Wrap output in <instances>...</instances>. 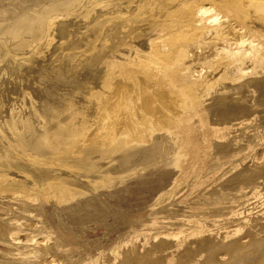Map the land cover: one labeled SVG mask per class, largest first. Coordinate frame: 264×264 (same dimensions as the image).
<instances>
[{"label": "bare ground", "instance_id": "bare-ground-1", "mask_svg": "<svg viewBox=\"0 0 264 264\" xmlns=\"http://www.w3.org/2000/svg\"><path fill=\"white\" fill-rule=\"evenodd\" d=\"M37 3H33L34 6L40 5ZM55 5L31 14L28 19L33 26L30 31V26L26 29L30 34L22 35L23 38L15 44L12 41L18 37H12L22 33V28L20 26V32L19 28L18 32H12L14 27L10 22L12 29L7 28L9 34H15L11 38L8 36L9 45L0 48V211L9 209L15 202L31 207L49 204L61 210L72 208L92 191L114 188L130 177L134 180L133 176L138 173H128L126 169L125 175L119 176V173L113 178L107 175L99 182L96 179L87 181L74 168L80 158L76 154L84 152V149L91 148L95 154L112 153L117 158L129 159L136 153L146 154L157 150L163 143L167 144V149H164L166 165L176 170L177 174L169 190L163 194L159 192L161 195L156 202L154 200L155 205L165 207L188 187L195 189L201 185L205 178L201 176V170L211 163L208 161L212 156L221 155L224 159L226 157L223 156H230L236 151L239 154L244 149L243 163L231 162L230 169L225 170L221 179L219 177L217 182L220 183L216 188L197 194L209 207L221 206L228 199L224 200L225 192L229 191H239L236 198L240 201L235 198L234 205L223 204V208L211 210V213L200 211L199 203L192 200L190 204L197 207L188 208L189 215L186 216L183 211V215L180 214L182 220L161 221L146 227V230L143 228L145 233L139 234L138 231L139 235L133 234L134 243L124 247L121 254L113 251L106 255L113 264H180L185 260L189 264H264V209L262 214L251 215L247 207L249 201H252L250 206L253 205V200L264 205V184L259 181L264 178V146L248 149L251 140L243 137V133H247L245 130L264 123V0H60ZM2 11L3 8L0 13L6 12ZM4 20H1L3 24ZM4 25L1 26L3 29L8 27ZM6 33L4 30L3 34ZM18 114L28 121L33 119V124L37 125L33 126L37 129L33 139L28 137L30 141L25 140L26 143L31 142L30 145L22 143L25 137L23 139V133H20L22 126L19 122L22 120H19ZM30 130L24 134H32ZM254 141H251L252 145ZM91 160L87 161L92 163ZM147 163L144 165L147 166ZM111 168L108 170L115 167ZM213 168L215 170V166ZM251 177L254 178L250 180ZM128 181L126 183L131 182ZM259 185L263 186L260 188ZM246 189L250 190L249 198ZM92 196L96 198L94 194ZM230 197L229 200H232ZM95 201L90 200L89 203ZM200 202L203 204V200ZM84 205L89 208L88 204ZM22 208L16 209L17 212ZM172 208H165L166 216ZM120 209L117 210L121 212L123 209ZM223 209L226 210L223 214L225 218L221 222L206 221L203 217H219ZM22 212L19 219L12 218L13 221L3 224L6 228L0 230L1 242L3 240L6 246L17 250L12 255L19 263L60 262L68 252L62 241L52 239V232H46L34 212H31L33 215L28 214L29 210L23 209ZM101 219L104 221L105 218ZM127 219L130 222L129 217ZM254 226L262 230L263 237H257L258 234L252 231ZM15 231L24 232L26 241L19 240ZM140 239L141 245L136 242ZM138 246L146 249L143 250L145 253H139ZM193 251L201 259L192 261V257L183 256ZM154 253L158 255L155 257ZM79 262L77 260L76 264Z\"/></svg>", "mask_w": 264, "mask_h": 264}, {"label": "rangeland", "instance_id": "rangeland-1", "mask_svg": "<svg viewBox=\"0 0 264 264\" xmlns=\"http://www.w3.org/2000/svg\"><path fill=\"white\" fill-rule=\"evenodd\" d=\"M4 1V2H3ZM0 0V4H1V6H0V11H1V9L3 8V11L5 10L6 12H4V13H0V22H2L1 20H4V24H6V25H4L3 24V22H2V25H0V34L2 35H0L1 36V38H0V48L2 47L3 48V46H4V48H5V46H7V44L9 45V43H7V41L9 40L8 39V36H9V38H11L14 34H9L10 32H9V30L8 29H12L11 27H14L12 30V32H15V30H16V32H18V28H19V32L22 30V33L20 32L19 34H15V36L14 37H12V38H15V37H18L17 39L15 38L12 42L14 43L15 41V43H17L18 41H20L21 40V37L23 38V36L22 35H29L30 34V32H28V30L30 31V29H31V26H33V23H31V21L28 19L29 18V16L31 15V14H37L38 13V11L40 12V10H42L44 7H47V6H50V5H57L59 2H60V0H59V2H58V0H38V3H37V0H16L15 2L13 1V0H10V2H9V0ZM6 1H8L7 3H6ZM17 1H18V3H17ZM39 1H41L42 2V4H41V2H39ZM47 1H48V3H47ZM52 1V2H51ZM3 2V3H2ZM30 2H32V4H30ZM15 3V4H14ZM36 4L37 3V5H39L38 7L35 5L34 6V4ZM8 4L10 5V7H8ZM16 4H18L17 6H19V7H17V6H15ZM30 4V5H29ZM44 4V5H43ZM48 4H50V5H48ZM3 5V6H2ZM4 5H5V9H4ZM27 5V6H26ZM41 5H43V6H41ZM55 5V6H56ZM12 6H14L15 8L14 9H12ZM30 6H31V8H30ZM33 6V7H32ZM7 8V9H6ZM8 8H10V9H8ZM30 8V9H29ZM41 8V9H40ZM26 9V11H24ZM34 9H38L37 10V12H36V10L34 11ZM45 9V8H44ZM13 10V11H12ZM19 11V13H21V14H24V12H25V14H24V16L22 15L21 16V14L19 15V13H18V11ZM22 10V11H21ZM30 12H29V11ZM32 10V11H31ZM2 11V12H3ZM15 11V12H14ZM24 11V12H23ZM6 13V14H5ZM13 13V14H12ZM4 14V15H3ZM8 14L10 15V17L8 16ZM16 14V15H15ZM3 15V16H2ZM20 17H18V16ZM9 18H8V17ZM12 16H14V18L12 17ZM28 16V17H27ZM6 17V18H5ZM15 17L17 18L16 20H15ZM27 17V18H26ZM21 18H23V19H21ZM7 19H9V23H8V20ZM12 19H14L15 20V22H14V20H12ZM24 19H27V20H25L24 22H22V24H21V21H23ZM12 20V21H11ZM8 24H7V23ZM10 22H12V24H10ZM14 22V23H13ZM18 22H20V23H18L19 24V26H18V24L17 23ZM29 22V23H28ZM28 23V24H27ZM1 24V23H0ZM17 26H15V25ZM21 24V25H20ZM27 24V25H26ZM30 24V25H29ZM3 25H4V27H6V26H8V27H6V28H2L3 27ZM10 25H12L11 27H10ZM23 25V26H22ZM25 25V26H24ZM2 26V27H1ZM20 26H21V28H20ZM30 26V27H29ZM27 27H29V29L27 28ZM2 28V29H1ZM8 28V29H7ZM21 29V30H20ZM26 29H28V30H26ZM2 30V31H1ZM4 30H5V32H8V33H6V34H3L4 33ZM7 30V31H6ZM11 31V30H10ZM26 33V34H25ZM27 33H29V34H27ZM9 34V35H8ZM7 36L6 38L4 37V36ZM18 35H20V36H18ZM2 38H4V40L2 39ZM5 39H7V40H5ZM4 42V44H3V42ZM2 42V43H1ZM11 43V42H10ZM14 43V44H15ZM3 44V45H2ZM2 45V46H1ZM12 45V44H11ZM2 61H3V59H2ZM4 62V61H3ZM5 63V62H4ZM19 116V120L21 121L22 120V122H19L20 123V125L23 127H21V129H20V133H23V134H21V135H23V139H24V137H25V139H24V141H22V143L23 144H26L27 145V143H28V145H30L31 144V142H25V140L26 141H28L29 140V138H30V140H32L33 139V137H34V134L33 133H35V132H37V129L35 128L37 125H34L33 123V119L31 120L32 121V123H31V121H30V119H29V121L27 120V118H21V115H17V117ZM16 117V118H17ZM21 118V119H20ZM25 121V122H24ZM25 123V124H24ZM28 125H27V124ZM31 123V125H29ZM4 124H6V123H4ZM36 124V123H35ZM28 126H30V127H28ZM33 126H35V127H33ZM29 128H31V130L29 131V132H31L32 131V134L31 133H27L28 134V136H25V135H27V134H24V133H26V132H28V130H29ZM23 129V130H22ZM28 129V130H27ZM34 129V130H33ZM254 129H256V131H258V132H255V130ZM36 130V131H35ZM245 131H247V133L245 132V133H243L244 134V138L245 139H247L248 141H254V144L252 145V143H251V141L250 142H248V149L249 148H251V149H254L253 148V146L256 148V149H259L260 147H262V146H264V123H258V124H256L255 125V127L253 126V127H250V129L248 128L247 130H245ZM249 131V132H248ZM251 132V133H250ZM254 133H255V135H254ZM258 135H257V134ZM260 133V134H259ZM247 137H246V136ZM257 135V137L255 138L254 136H256ZM261 135V136H260ZM30 136H32V138L30 137ZM251 138H250V137ZM29 137V138H28ZM242 137V138H243ZM255 138V139H253V138ZM259 137V138H258ZM22 139V138H21ZM22 139V140H23ZM28 139V140H27ZM250 139V140H249ZM253 139V140H252ZM257 139V140H256ZM260 139V140H259ZM29 140V141H30ZM243 141H244V139H242ZM241 140V143H243V145L245 144L243 141ZM260 142H259V141ZM258 141V142H257ZM30 143V144H29ZM239 143V142H238ZM256 143H258V144H256ZM263 143V144H262ZM261 145V146H260ZM160 146V147H159ZM158 146V148H157V150H153V151H151V152H146V154L145 153H136V154H134L133 155V157H129V159H122V158H117V157H115L112 153H106V154H104L103 152H96V154H95V151H93V149L91 150V148L90 149H84V152H81V153H75L76 154V156H79L80 158H79V161H77L76 162V167H74L75 169H77L78 170V173H80V175H83V177L85 176V179L87 180V181H94L95 179H96V181H101V180H103V179H105L104 177H116V176H118V174H119V176L120 175H125V174H127V172L128 173H130V171L132 172V171H138V173H136L137 174V176L138 175H140V177L138 176V178H137V176H136V174L133 176V179L134 180H132L131 179V177L129 178V179H131V180H129V179H127V180H125L124 182L122 181V183H124V184H122V183H119V184H117V185H115L114 186V188L112 187V188H105V189H97V190H94V191H92L93 193H90L87 197H85V200L83 201H81L80 202V200H79V203H77V204H73L72 206H70V207H72V208H69V207H66L64 210H61L60 208L58 209V208H56V207H54L53 208V206L52 205H49V204H43V206L42 205H40V204H37V205H39L38 207H37V205L35 204L34 206H27V205H21V203H17V202H15V205H8V206H10V208L8 209V208H6L4 211H0V213H2V214H0V222L1 221H3V223L1 222V229L0 230H2L4 227V223H10L11 221H13V219L14 218H16V219H19L20 217H18V216H21V214L23 213L22 211H23V209H24V211L25 210H29L30 212L28 213V214H31V215H35L36 216V219L39 221V222H41V224H42V226H44V228H45V230H46V232L47 233H51L52 232V234L50 235L51 237H52V239L54 240V238H55V240H59V242H61L62 241V246H64V248H66L67 250H68V252H67V255L65 256V257H63V258H61L59 261L61 262H56V264H72L73 263V261L75 262V264L77 263V260H78V262L80 261V262H82V263H78V264H102V262H104L103 264H110V263H112V261L110 262L109 260H107V257L109 256H107L106 254H108V253H111V252H113V251H115V252H117V253H122V251L124 250V247H127V246H131L134 242V239H135V237L134 238H132L133 237V234H137V235H139V234H144L145 233V230L148 228V227H150V226H152L153 224H156V223H158V222H175V221H178V220H182L183 219V217H182V215H183V213H185L184 215L186 216V215H189V209L188 208H191V204H190V202L192 201V202H196L197 201V203L196 204H200V206H199V204H198V208H200V211H204V210H206L207 212H211L212 213V211H214L216 208H223V204H225V206H228L229 204L230 205H234V201L237 199L236 198V196H237V194L239 195V191L238 192H233L232 191V193L234 194H232L230 191L229 192H225V193H227L228 194V196H227V194H224L225 196H223L224 197V200L225 199H227L226 201H223L222 203H221V206L220 205H213V206H211V207H209V206H207L206 205V201L204 202V199H202L201 197H197V194H200L201 195V193L202 192H204V193H207L206 191H210L213 187H215V186H217V184L218 183H220V182H217V181H220L219 180V177L220 176H222L223 175V173L225 172V170H226V172L230 169L229 167H231L230 165L232 164L231 162H236L237 164L239 163V164H241V163H243V160H242V158L241 157H244L243 156V154L245 153L244 152V149L243 150H240V152H239V154H237V152L238 151H236V153L235 154H231L230 156H223V157H226V158H221L222 156L220 155H215V157H211V159H210V161H208V162H211V163H208L207 164V166H206V169H202L201 170V176L204 178L203 179V181H201V185L200 186H198L197 185V187L195 188V189H193L192 187H188L186 190H184V191H182V192H180V194L174 199V201H169L170 203L168 204L167 203V205H166V207H165V205H155V202H156V200H157V198L161 195V194H163V193H165L166 191H168L169 190V188L171 187V184H172V181L176 178V174H177V171L176 170H173V169H171L169 166H167L166 165V160H167V156L165 155L164 156V152H166V151H164V149H167V144H165V143H163L162 145H159ZM161 146H163L162 147V149H161ZM257 146H259V147H257ZM159 148H160V150H159ZM159 150V151H158ZM163 150V151H162ZM93 151V152H92ZM156 151V152H155ZM155 152V153H154ZM159 152V153H158ZM161 152V153H160ZM163 152V153H162ZM98 153V154H97ZM100 153H102V154H104V157H101L102 156V154H100ZM158 154V156H157V154ZM85 154V155H84ZM137 154H138V157H137ZM143 154V157H145L144 159H147V161L146 160H144L143 159V157L141 156ZM236 154H237V156H236ZM96 155V156H95ZM108 155V156H107ZM113 155V156H112ZM145 155V156H144ZM148 155H149V157H148ZM156 155V156H155ZM160 155L161 156H163V158H161L160 157ZM235 155V156H234ZM84 156H85V158H84ZM151 156L153 157V159L151 158ZM89 157V158H88ZM93 157H94V159H96V160H94L93 159ZM157 157V158H156ZM160 157V158H159ZM221 159H220V158ZM230 159H229V158ZM106 158H107V160H106ZM113 158H114V160H113ZM159 158V159H158ZM228 158V159H227ZM86 159V160H85ZM92 159V160H91ZM130 159H132V160H130ZM134 159V160H133ZM139 159V160H138ZM141 159H143V160H141ZM150 159H152L151 160V162H150ZM157 159H158V161H157ZM161 159H163V161L161 160ZM166 159V160H165ZM87 160H91L92 161V163H90V161H87ZM101 160V161H100ZM159 160H160V162H159ZM212 160V161H211ZM87 161V162H86ZM94 161H95V163H94ZM105 161V162H104ZM107 161V162H106ZM126 164V166H125V164L123 163V162ZM131 161V162H130ZM135 161V162H134ZM150 163H149V162ZM153 161V162H152ZM157 161V162H156ZM165 161V162H164ZM226 161V162H225ZM110 162H112V163H110ZM138 162V163H137ZM140 162H143L142 164L140 163ZM145 162L147 163V166H145L144 164H145ZM156 162V163H155ZM162 162V163H161ZM94 163V164H93ZM97 163H99V164H97ZM102 163V164H101ZM121 163H123V164H121ZM128 163V164H127ZM132 163V164H131ZM153 163V166L151 165ZM159 163V164H158ZM225 163H226V165H225ZM229 163V164H228ZM83 164L85 165V166H83ZM96 164V165H95ZM104 164V165H103ZM105 164H106V166H105ZM115 164V165H114ZM121 166V168L120 169H118L120 166ZM136 164H137V166H136ZM139 164H141V166H142V168H141V166H139ZM150 164V165H149ZM154 164H155V166H154ZM158 164V165H157ZM216 164H217V167L218 168H216ZM235 164V163H234ZM70 165V164H69ZM87 165H88V167H87ZM91 165V166H90ZM94 165V166H93ZM109 165V166H108ZM113 165V166H112ZM131 165V166H130ZM133 165V166H132ZM71 166V165H70ZM84 167V169H83V167ZM95 166H98V167H95ZM101 166V167H100ZM105 166V167H104ZM110 166H112L115 170H117V171H114V169L113 168H111ZM119 166V167H118ZM211 166V169L209 168ZM215 166V170H214V167ZM95 169H94V168ZM125 167V168H124ZM127 167V168H126ZM145 167V168H144ZM148 167H151V168H148ZM166 167V168H165ZM86 168H88L87 170H85ZM103 168V169H102ZM106 168V169H105ZM108 168H111V169H113V170H111L110 171V169L108 170ZM123 168V169H122ZM129 168H131V169H129ZM135 168V169H134ZM169 168V169H168ZM227 168H228V170H227ZM94 169V170H93ZM101 169V170H100ZM122 169V170H121ZM126 169H128V170H126ZM139 169V170H138ZM141 169V170H140ZM142 169H143V172H142ZM147 169V170H146ZM149 169V170H148ZM156 169V170H155ZM96 170V171H95ZM103 170H104V172H103ZM125 170L127 171V172H125ZM167 170H168V172H167ZM212 170V171H211ZM90 171V172H89ZM119 171H124V172H119ZM208 171V172H207ZM94 172L96 173V174H94ZM115 172V173H114ZM154 172V173H153ZM163 172V173H162ZM203 172H205V174L207 173V175H205V174H203ZM212 172V173H211ZM85 173V174H84ZM105 173H107L106 174V176L105 175H103V174H105ZM108 173H111V175L110 174H108ZM142 175H141V174ZM165 173V174H164ZM87 174V175H86ZM88 174H90V176H88ZM100 174V175H99ZM115 174V175H114ZM154 174V175H153ZM159 176H158V175ZM220 174V175H219ZM94 175V176H93ZM108 175V176H107ZM114 175V176H113ZM156 175V176H155ZM161 175V176H160ZM254 175V174H253ZM253 175H251V176H253ZM96 176H99V178H97ZM87 177V178H86ZM89 177V178H88ZM137 178V179H135V178ZM160 177V178H159ZM254 177H255V175H254ZM254 177H251L250 178V180H252V178H254ZM152 178V179H151ZM156 178V179H155ZM174 178V179H173ZM258 178H260V177H258ZM91 179V180H90ZM94 179V180H93ZM98 179H100V180H98ZM140 179V180H139ZM163 179V180H162ZM220 179H221V177H220ZM264 179V178H263ZM263 179H261V180H259L262 184H264V180ZM131 181V182H129V181ZM137 180V181H136ZM148 180V181H147ZM214 180V181H213ZM258 180V179H257ZM129 182V183H126V182ZM256 181V180H255ZM212 182V183H211ZM214 183V184H213ZM216 183V184H215ZM120 184H122L123 185V187L124 188H122V186L120 185ZM162 184V185H161ZM125 185H127L128 187H126ZM169 187H168V186ZM209 185V186H208ZM152 186V187H151ZM212 186V187H211ZM260 186V188L263 186V185H259ZM258 186V187H259ZM162 187V188H161ZM115 188H117V189H115ZM119 188V189H118ZM126 188V189H125ZM131 188V189H130ZM208 188H210V189H208ZM216 188V187H215ZM153 189V190H152ZM207 189V190H206ZM101 192H99V191ZM104 190V191H103ZM114 190H116V191H114ZM122 190V191H121ZM125 190H127V192L125 191ZM161 190H163V191H161ZM249 189H246L245 191H247V194H249L248 195V197L247 198H249V197H251L250 195V190L248 191ZM106 191H108V192H106ZM116 192V193H115ZM122 192V193H121ZM144 192V193H143ZM156 192V193H155ZM161 194H160V193ZM201 192V193H200ZM263 193H264V190L262 191ZM100 193V195H98V194ZM119 193V194H118ZM230 193V194H229ZM237 193V194H236ZM92 194H94V197H96L95 199L93 198V196H92ZM103 194V195H102ZM108 194V196H106ZM113 196V198L111 197V199L113 200H111L110 199V196L111 195ZM142 194V195H141ZM231 194H232V196H231ZM96 195V196H95ZM98 195V196H97ZM102 195V196H101ZM110 195V196H109ZM199 195V196H200ZM214 195H215V193H214ZM91 196V197H90ZM100 196V199H102V200H100L98 197ZM105 196V197H104ZM116 196V198H114ZM197 197V198H195V197ZM232 198H231V197ZM233 196H235V197H233ZM102 197V198H101ZM214 197V196H213ZM226 197V198H225ZM229 197L232 199V200H229ZM89 198H93V199H89ZM98 198V199H97ZM106 200H105V199ZM118 198V199H117ZM194 198V199H193ZM199 198H201L202 200H203V204H202V202H200V201H202L201 199L199 200ZM236 198V199H235ZM89 199V201L91 200V201H95V203H93V202H90L89 203V201H87ZM196 199V200H195ZM233 199H234V201H233ZM104 200V201H103ZM111 200V201H110ZM116 200V201H115ZM154 200H155V202H154ZM241 199H237V201H240ZM229 201H232V202H229ZM254 202H253V205H251L252 206V208H254V210L251 208V206H250V203H252V201H249L248 202V204H249V206H247L251 211V215L253 214V215H255V214H262L264 211L262 210V209H264V205H259L258 203H257V200H256V202H255V200H253ZM85 202V203H84ZM102 204H101V203ZM114 202V203H113ZM174 202V203H173ZM187 202H189V203H187ZM99 205H98V204ZM173 203V204H172ZM84 204H88V206H89V208H93V206L94 205H96V206H94V208L90 211V210H88L87 208H86V206L84 205ZM94 204V205H93ZM106 204V205H105ZM107 204H108V208L106 207L107 206ZM115 204V208L112 206V205H114ZM150 204V205H149ZM154 206H153V205ZM183 204H184V207H183ZM190 204V205H189ZM196 204L195 205H193V206H195V207H197L196 206ZM201 204H202V206H201ZM75 205V206H74ZM77 205V206H76ZM100 205H101V207H100ZM116 205H118V207L116 206ZM181 205V206H180ZM188 205V206H187ZM259 205V206H258ZM13 206V207H12ZM15 206V207H14ZM17 206V207H16ZM81 206H82V208H84V209H82L81 208ZM85 206V207H84ZM110 206V207H109ZM146 206H147V208H146ZM163 206V207H162ZM173 207L172 208V216H170L171 215V213H170V211L168 212V211H166L167 213H170V214H167V216H166V214H165V208H170V207ZM192 206V207H193ZM254 206V207H253ZM23 207V208H22ZM78 207H80V208H78ZM96 207V208H95ZM102 207H104V208H102ZM114 209H113V208ZM124 207V208H123ZM165 207V208H164ZM182 207V208H181ZM208 207V208H207ZM244 207H245V205H244ZM22 208V210L20 211H18L17 212V210L18 209H21ZM36 208H38L37 210H36ZM53 208V209H52ZM74 208H76V209H74ZM99 208V209H98ZM111 208V210H113V211H111V210H109ZM121 208V209H120ZM142 208L144 209L143 211H142ZM162 208V210L164 211H162V210H160ZM179 208V209H178ZM256 208V209H255ZM260 208V209H259ZM8 209V210H7ZM17 209V210H16ZM41 209V210H40ZM56 209V210H55ZM78 209V210H77ZM89 211V213H90V216L91 217H89V213H87L88 211ZM103 209V210H102ZM106 209H107V212H108V214H110V216L106 213ZM117 209H120V211L121 212H119V210H117ZM137 209H138V211H137ZM141 209V210H140ZM174 209V210H173ZM182 209V210H181ZM186 211H185V210ZM259 209V210H258ZM9 210H11V211H9ZM15 210V211H14ZM31 210H35V212L34 211H31ZM59 210H61V211H59ZM84 210V211H83ZM93 210H95L94 211V213H93ZM116 210V211H115ZM126 212H125V211ZM136 210V211H135ZM145 210H146V214H145ZM178 210V211H177ZM179 210H180V212H179ZM212 210V211H211ZM16 212V213H14V212ZM66 211H68V214L66 213ZM75 211H79L78 213L76 212L75 213ZM96 211H97V213H96ZM100 213H102V214H100ZM104 211H105V213H104ZM109 211L111 212V213H109ZM127 211H129V212H127ZM132 211H134V212H132ZM150 211L152 212V213H150ZM156 211V212H155ZM175 211H177V212H175ZM184 211V212H183ZM202 211V212H203ZM224 211H226L225 209H223L221 212H222V215H220L219 217H213V218H211L210 219V217L207 219V217H206V215H204L203 217L206 219V221H213V220H215V221H219L220 220V222H221V219H224L225 218V216L223 215L224 214ZM258 211L260 212V213H258ZM263 211V212H262ZM12 212V213H11ZM33 214H32V213ZM60 212V213H59ZM62 212V213H61ZM71 212V213H70ZM73 212H74V214H73ZM84 212H86V213H84ZM119 212V213H118ZM136 212V213H135ZM140 212V213H139ZM144 214H143V213ZM158 212H159V214L160 215H158ZM183 212V213H182ZM6 215H5V214ZM11 213V214H10ZM13 213H14V215H15V217H14V215H13ZM21 213V214H20ZM66 215H65V214ZM96 213V214H95ZM123 213V214H122ZM129 213L132 215H129ZM176 213V214H175ZM188 213V214H187ZM10 216H8V215ZM18 214V215H17ZM20 214V215H19ZM39 214V215H38ZM43 214V215H42ZM92 214V215H91ZM95 214V215H94ZM98 214V215H97ZM115 214H117L116 216L117 217H119V218H117L116 216H115ZM119 214V215H118ZM125 214V215H124ZM136 214V215H135ZM153 214V215H152ZM163 214H164V216H163ZM178 214V215H177ZM180 214H182V215H180ZM24 215V214H23ZM70 215V216H69ZM78 215H80V216H78ZM87 217H89V218H87ZM104 217H103V216ZM108 215V216H107ZM111 215H113V216H111ZM153 216V217H151V216ZM155 215V216H154ZM177 215V216H176ZM202 215H203V213H202ZM7 216L9 217V218H7ZM13 216V217H12ZM17 216V217H16ZM42 216V217H41ZM72 216V217H71ZM97 216V218H95ZM105 218L104 219V221L101 219V221H100V218ZM102 216V217H101ZM141 217V218H138V217ZM163 216V217H162ZM178 216H180V217H178ZM4 217V218H3ZM6 217V218H5ZM61 217V218H60ZM78 217H82L81 219L80 218H78ZM86 217V218H85ZM107 217V218H106ZM114 217H116V218H114ZM120 217H121V219H120ZM126 219H125V218ZM129 217V221L130 222H128V218ZM131 217V218H130ZM156 217V218H155ZM170 219H168V218ZM200 217V216H199ZM223 217V218H222ZM3 220H2V219ZM13 218V219H12ZM43 220H42V219ZM66 218V219H65ZM77 218V219H76ZM91 218H93L92 220H91ZM99 218V219H98ZM146 218V219H145ZM161 218H162V220H161ZM164 218H167V219H164ZM172 218V219H171ZM179 218V219H178ZM202 218V217H201ZM6 219L8 220V221H6ZM10 219V220H9ZM78 219H80V220H78ZM97 219V220H96ZM106 219H107V221H106ZM133 219V220H132ZM136 219H138V220H140L139 222H138V220H136ZM159 219V220H158ZM21 220V219H20ZM83 220V221H82ZM115 221L114 223H113V221ZM124 220V221H123ZM127 220V221H126ZM144 220V221H143ZM166 220V221H165ZM6 221V222H5ZM10 221V222H9ZM77 221V222H76ZM82 221V222H81ZM86 221V222H85ZM118 221V222H117ZM123 221V222H122ZM142 221V222H141ZM63 222V223H62ZM69 222V223H68ZM80 222V223H79ZM96 222V223H95ZM98 222L99 223H103V224H98ZM105 222H107L106 224H104ZM131 222H132V224H131ZM135 222V223H134ZM138 224H137V223ZM146 222H148V223H146ZM82 223V225L80 226V224ZM95 223V224H94ZM124 223V224H123ZM127 223V224H126ZM86 224V225H85ZM88 224V225H87ZM93 224V225H92ZM115 224V225H114ZM118 225V227H117V225ZM121 224H123V226L126 228L127 227V229H125ZM135 224V225H134ZM146 224V225H145ZM85 227H84V226ZM104 225V226H103ZM127 225V226H126ZM130 225V226H129ZM134 225V226H133ZM144 227H143V226ZM68 226V227H67ZM109 226V227H108ZM122 226V227H121ZM132 226V227H131ZM142 226V227H141ZM3 227V228H2ZM71 227V228H70ZM84 227V228H83ZM104 227V228H103ZM107 227V228H106ZM110 227H111V229H110ZM147 227V228H146ZM6 228V227H5ZM4 228V229H5ZM65 228V229H64ZM96 228V229H95ZM113 228V229H112ZM114 228H116V230H114ZM117 228H118V230H117ZM124 230H123V229ZM143 228H145V230L143 229ZM42 229V228H41ZM107 229H109V230H107ZM120 229V230H119ZM48 230H49V232H48ZM229 230H231V228L229 229ZM261 230V229H260ZM257 227H255L254 226V228H253V230L252 231H254V232H256V234H258L257 235V237L259 236H262L263 235V233L260 231ZM56 231V232H55ZM127 231H131V232H127ZM139 231V232H138ZM142 231H143V233H142ZM263 231H264V229H263ZM15 232H18V233H16V236H17V234H18V239L19 240H21L22 242H25L26 241V239H27V237H26V235H25V233L24 232H22V231H15ZM68 232V233H67ZM77 232V233H76ZM122 232V233H121ZM136 232V233H135ZM139 234H138V233ZM141 232V233H140ZM54 233V234H53ZM61 233V234H60ZM79 233H81V234H79ZM25 236H24V235ZM71 234V235H70ZM112 234V235H111ZM129 234V235H128ZM261 234V235H260ZM54 237H53V236ZM58 235V236H57ZM84 235V236H83ZM131 235V236H130ZM154 235V234H153ZM56 236V237H55ZM264 236V235H263ZM262 236V237H263ZM75 237V238H74ZM129 237H130V239H129ZM153 237V236H152ZM57 238V239H56ZM67 238V239H66ZM69 240V241H68ZM120 240V241H119ZM186 240H187V238H186ZM75 241V242H74ZM122 241V243H118V242H121ZM53 242V241H52ZM127 242H128V244H127ZM137 242V244H139V245H141L142 244V242H141V239L140 240H138V241H136ZM95 243V244H94ZM7 245V243H5L3 240H2V242H1V239H0V263L1 264H11V263H13V262H15V263H19L18 261H16L15 259H14V257H13V255H12V253L15 255V253H16V249H14V248H10V245H8V246H6ZM67 244V245H66ZM70 244V245H69ZM74 244H76V245H74ZM79 244V245H78ZM78 245V246H77ZM91 245V246H90ZM99 245V246H98ZM71 246V247H70ZM81 248H80V247ZM7 247H9V248H7ZM121 247V248H120ZM72 251V250H74V251H72V252H70V250ZM71 248H73V249H71ZM77 248V249H76ZM8 249H10L9 251H8ZM13 249V250H12ZM82 249V250H81ZM138 252H139V250H140V252L139 253H145L143 250H145L146 251V249H141L139 246H138ZM16 250V251H15ZM76 250V251H75ZM83 250H86V251H83ZM99 250V251H98ZM107 250V251H106ZM118 250V251H117ZM13 251V252H12ZM106 251V252H105ZM121 251V252H120ZM10 252H11V254H10ZM71 254H70V253ZM74 252H76V254L74 253ZM80 252H82V253H80ZM102 254H101V253ZM87 253H91L90 255L88 254L87 255ZM4 254V255H3ZM80 254H81V256H80ZM93 255V256H92ZM103 255V256H102ZM153 255V254H152ZM156 255H158L157 253H154V255L153 256H155L156 257ZM186 256V258H190V257H192V258H190L191 260L193 259L194 261L195 260H197V259H201V256H197L196 255V253H194V251L193 252H190V254L188 253V254H183V256ZM189 255V256H188ZM49 256V255H48ZM69 257V259H67L68 257ZM75 256V257H74ZM86 256V257H85ZM90 256V257H89ZM97 256H99V257H97ZM105 256V257H104ZM16 257V256H15ZM76 257H79V258H77L76 259ZM89 257V258H88ZM92 257V258H91ZM101 257V258H100ZM155 257H153V258H155ZM196 257V258H195ZM203 257V256H202ZM7 258H8V260H7ZM44 258H47V256H44ZM53 258V257H52ZM74 258V259H73ZM80 258H82V259H80ZM148 259L150 258L149 256L147 257ZM3 259V260H2ZM12 259H13V261H12ZM64 259H65V261H64ZM103 259V260H102ZM105 259V260H104ZM54 260H56V259H54ZM62 260V261H61ZM70 260V261H69ZM72 260V261H71ZM76 260V261H75ZM82 260H85V261H82ZM90 260H92L91 261V263H90ZM94 260V261H93ZM95 260H97V261H95ZM109 261V263L107 262V261ZM192 260V261H193ZM7 261H8V263H7ZM69 261V262H68ZM63 262V263H62ZM65 262V263H64ZM94 262V263H93ZM96 262V263H95ZM100 262V263H99ZM187 262V260H185V262L184 263H180V264H185ZM189 262V261H188ZM187 262V263H188ZM209 262V261H208ZM14 263V264H15ZM186 263V264H187ZM203 263V262H202ZM19 264H22V263H19ZM113 264V263H112ZM144 264V263H143ZM146 264V263H145ZM189 264V263H188ZM191 264H193V262H191ZM204 264H211V262L210 263H204ZM253 264H255V263H253ZM257 264V263H256ZM259 264V263H258Z\"/></svg>", "mask_w": 264, "mask_h": 264}]
</instances>
